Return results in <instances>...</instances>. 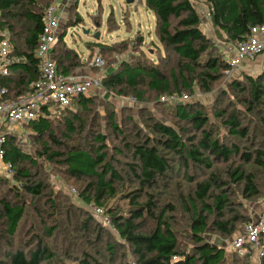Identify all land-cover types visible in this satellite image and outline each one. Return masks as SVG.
<instances>
[{
  "label": "trees",
  "instance_id": "obj_1",
  "mask_svg": "<svg viewBox=\"0 0 264 264\" xmlns=\"http://www.w3.org/2000/svg\"><path fill=\"white\" fill-rule=\"evenodd\" d=\"M55 1L52 0L45 10ZM206 1L212 26L218 32L224 33L228 42L234 46L247 38L252 27L264 24V0ZM144 2L146 8L155 16L156 36L164 51L172 55L167 58L176 60L177 68L171 69L168 75L159 63L153 65L143 60L136 63L122 61L116 70L106 73L102 91L117 92L120 96L133 94L141 103L151 92L158 102L171 106L168 108L177 120L187 123L192 130L201 133V138L197 141L195 137L186 136L185 127L171 126L158 119H150L151 125L147 126L151 129V135L141 138L137 144L127 143L125 146L127 151L132 152L134 163L129 167L141 187L122 193V200L128 201V207L122 210L116 208V205L107 206L109 200L118 196L115 184L119 183L122 177L108 160L104 135L94 136L90 150H86L83 146L67 147L63 141L58 140L53 129L54 123H63L66 131L62 136L69 141H72L75 135L82 134L85 126L83 114L90 110L94 99L100 95H80L73 100L71 107L61 109L53 117L41 118L24 127L31 130L32 140L41 148L37 153L42 159L65 168L69 177L87 182L81 192L82 200L86 204L107 208L114 228L132 250L136 259L133 264H231L225 247L207 238V235L216 233L232 237L240 230L238 224L244 223L245 226L253 220L247 221V218L232 211L231 194L227 189L230 183L218 176L212 177L197 184L194 196L182 198V206L191 214L190 239L193 247L190 250L182 249L175 225L167 218L169 212L177 210L176 207H158L151 194L145 203H140L144 191L154 190L160 180L174 173L176 159L186 168L198 166L213 169L212 158L228 162L232 157L238 156L246 163L264 167L263 151H258V155L254 157L251 153L242 152L239 146L231 148L223 145L214 138L212 130L207 129L210 120L205 113L189 101L176 105L161 101V97L166 95L187 94L191 98L195 85L208 92L220 79V74H228L232 68L222 53L218 57L215 56V46L203 31L201 16L192 0ZM35 9H42L38 0H0L1 26L9 32L15 55L23 59V62L12 67L14 76L7 81L15 87L17 95L26 93L30 82L39 78V60L35 51L43 30L45 10L39 13ZM82 22L83 19L79 17L75 27ZM111 28L109 26V30L113 31ZM68 30L69 28L62 31L54 48L58 69L64 74L87 68L93 59L88 56L87 61H84L77 51L68 46L65 40ZM121 44L126 45V42ZM98 54L103 57L102 51ZM242 75L246 79V85L236 80L233 87L244 95L243 102L249 113L257 114L264 108V73L258 77L247 73ZM182 89L189 93H183ZM75 105L79 107V111H76ZM225 113L221 111L216 115L224 117ZM115 116L110 115V125L115 131H120L115 123ZM260 122L264 124V109L260 113ZM224 125L236 138L248 140L252 137L251 127L243 125L239 110L231 113L225 119ZM92 136L89 133L86 138ZM18 137L15 133L8 135L5 156V161L12 163L14 167V178L18 183L10 188L9 193L14 195L18 202H12L6 196L0 199V219L6 227L5 232L11 237L17 234L26 211L25 206L21 204L24 195L39 200L45 196L48 188L46 181L41 177L38 159L20 148L16 143ZM52 145L60 149L65 148V151H54ZM0 180L5 182L2 177ZM231 183L243 186L245 198L251 199L260 194L258 179L254 173H247L242 167L231 171ZM51 202L55 209L56 204ZM147 218L156 222V228L150 234L143 232ZM48 233L53 234L51 230ZM116 249V245L108 246L112 255ZM8 257L13 264H43L55 258V255L40 241L27 255L24 252L11 251ZM234 258L233 264L251 259L250 256ZM261 260L264 264V256ZM83 264L100 263L87 257Z\"/></svg>",
  "mask_w": 264,
  "mask_h": 264
},
{
  "label": "rangeland",
  "instance_id": "obj_2",
  "mask_svg": "<svg viewBox=\"0 0 264 264\" xmlns=\"http://www.w3.org/2000/svg\"><path fill=\"white\" fill-rule=\"evenodd\" d=\"M66 1H69L70 6L68 9L62 8L59 12L63 16L61 28L62 31L69 28L65 40L84 61L88 59V56L94 60L102 51L103 57L108 62L106 69L116 70L119 65L116 58L123 54L129 57L124 61L131 63L140 60L153 65L159 63L168 75L171 69L177 68L176 60L167 58L172 55L164 51L156 36V19L153 13L146 8L144 0H132L130 3L129 0ZM51 2L52 0H38L42 9H35V11L39 13L44 11ZM192 2L201 16L204 33L215 46V56L218 57L222 53L224 59L229 62L230 52L234 45L228 42L224 33L218 32L212 26L208 16L207 1L192 0ZM79 17L83 19V22L75 27ZM109 26L113 31L109 30ZM85 31H90V33L87 34ZM96 34L100 35L99 39L95 38ZM122 42H126V45L121 44ZM253 62L249 69L243 67L232 69L228 74H220V79L212 85V90L208 92L199 85H195L189 102L201 109L208 117L210 124L207 129L212 130L214 138L227 147L239 146L242 152L251 153L255 157L258 151L264 152V124L260 122V113L264 108H261L257 114H250L243 102L244 95L233 87L236 80L246 85L243 73L253 77L264 73V58L260 57L258 61ZM247 64L245 63L246 66ZM93 70L94 73L97 72L96 74L102 72L97 69ZM182 90L183 93H189ZM98 94L101 97H96L90 110L83 114L85 126L82 134L75 135L73 140L69 141L62 136L66 131L63 123H54L53 129L58 140L63 141L67 147L83 146L87 148L86 150H90L94 136L104 135L108 160L113 163L122 177V180L115 184L118 196L109 200L107 206L116 205V208L125 210L128 207V201L122 200V193L135 191L141 187L129 167L134 163L132 152L127 151L125 146L127 143L137 144L141 138L151 135V129L147 126V124L151 125L150 119H158L171 126L185 127L186 136L195 137L197 141L201 138V133L192 130L187 123L177 120L168 108L171 106L158 102L151 92L142 103L133 94L120 96L117 92L108 93L106 90ZM75 107L76 111H79V107L76 105ZM235 110H239L243 125L251 127L252 137L248 140L232 136L224 125L225 119ZM221 111L226 112L224 117L216 115ZM111 114L116 115L115 123L120 131H115L110 125ZM254 131L256 133H253ZM89 133L93 136L87 139ZM30 134L31 130L27 127H17L16 135L19 137L16 143L24 152L38 159L41 165V177L46 181L48 188L45 196L39 200L30 195H24L21 204L25 206L26 211L14 237L5 232L6 227L0 219V264H13L8 257L9 252H24L27 255L29 251L37 247L40 241L46 244L55 255V258L43 264H83V260L87 257L95 259L100 264H133L136 262L130 246L120 238L114 228L107 208L86 204L82 200L81 192L85 189L87 182L69 177L65 168L42 159L37 153V150L41 148L32 140ZM52 146L54 151H65V148ZM94 146L97 147V145ZM212 159L213 169L198 166L186 168L179 159H176L174 173L160 180L154 190L144 191L140 201L142 204L145 203L151 194L158 207L173 205L177 208L175 212H169L167 218L174 223L183 250H190L193 242L190 239L191 214L182 206V198L188 195L194 196L197 184L205 180L218 176L221 180L230 183L227 189L231 194V209L247 218V221L255 219L264 210V167L246 163L238 156L232 157L228 162ZM237 167H242L247 173H254L260 186L258 196L251 199L245 198L242 192L243 186L231 183V171ZM14 177V172L9 176H2L5 182L0 180V199L6 196L10 201L18 202L14 195L9 193L10 188L17 183ZM51 201L56 204L55 209ZM95 207L102 208L104 214H97ZM238 225L242 232L244 223ZM155 228L156 222L147 218L144 234H150ZM49 230L53 233L52 235L48 233ZM233 236L224 237L217 233L207 235L209 240L225 247L231 264L235 260L229 248ZM109 245L117 246L113 255L108 250ZM239 264H262V260L258 256Z\"/></svg>",
  "mask_w": 264,
  "mask_h": 264
},
{
  "label": "built area",
  "instance_id": "obj_3",
  "mask_svg": "<svg viewBox=\"0 0 264 264\" xmlns=\"http://www.w3.org/2000/svg\"><path fill=\"white\" fill-rule=\"evenodd\" d=\"M60 1L56 0L51 4L43 15V30L35 51L39 60V78L30 82L28 91L20 95H17L15 87L7 81L14 76L12 67L23 62V59L15 55L9 32L1 26L0 10V177L14 172L12 163L5 161V156L8 135L16 134L17 127L57 115L61 109L71 107L73 100L80 95H99L102 91L108 62L101 55L97 54L87 67L102 71L101 74L83 77L76 72L64 74L58 69L54 48L62 33ZM208 16L210 17V13ZM230 55L232 69L243 68L245 63L264 58V24L252 27L247 38L234 46ZM128 58L127 54H123L116 60L119 64ZM190 100L187 94L161 97L162 102L172 105ZM94 210L97 214H104L100 207H95ZM229 248L232 255L238 258L264 256V210L246 224L242 232L237 231Z\"/></svg>",
  "mask_w": 264,
  "mask_h": 264
},
{
  "label": "crops",
  "instance_id": "obj_4",
  "mask_svg": "<svg viewBox=\"0 0 264 264\" xmlns=\"http://www.w3.org/2000/svg\"><path fill=\"white\" fill-rule=\"evenodd\" d=\"M61 4H62V8L66 7V9H68V7L70 6L69 1H66V0H61ZM144 4H145V2H144ZM62 18H63V16H62ZM256 61H258V59ZM252 63H254V62H250V63L247 64V66L245 65L244 67H248V69H249V67L252 65ZM106 71L107 72L108 71H112V69L111 68H107ZM96 73H94V70L91 69V68H84V69H81V70L79 69L78 71H76V74H78L79 76H83V77L84 76H93Z\"/></svg>",
  "mask_w": 264,
  "mask_h": 264
},
{
  "label": "water",
  "instance_id": "obj_5",
  "mask_svg": "<svg viewBox=\"0 0 264 264\" xmlns=\"http://www.w3.org/2000/svg\"><path fill=\"white\" fill-rule=\"evenodd\" d=\"M130 2H132V0H129V3H130ZM85 33H87V34H88V33H90V31H85ZM99 37H100V35H99V34H96V35H95V38H96V39H99Z\"/></svg>",
  "mask_w": 264,
  "mask_h": 264
}]
</instances>
